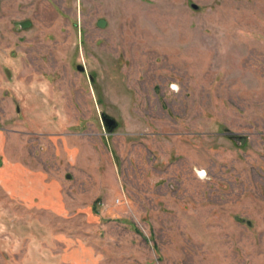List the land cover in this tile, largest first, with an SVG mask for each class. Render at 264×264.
<instances>
[{
    "label": "rangeland",
    "instance_id": "1",
    "mask_svg": "<svg viewBox=\"0 0 264 264\" xmlns=\"http://www.w3.org/2000/svg\"><path fill=\"white\" fill-rule=\"evenodd\" d=\"M0 264H264V0H0Z\"/></svg>",
    "mask_w": 264,
    "mask_h": 264
},
{
    "label": "water",
    "instance_id": "2",
    "mask_svg": "<svg viewBox=\"0 0 264 264\" xmlns=\"http://www.w3.org/2000/svg\"><path fill=\"white\" fill-rule=\"evenodd\" d=\"M193 5H194L195 8H198V5H196V4H193ZM29 25H30L29 21L22 22V26L23 27H26V26H29ZM102 119L106 123L109 131H112L118 125L117 121L113 117L108 115V114H103L102 115ZM237 219L240 220V221H245V218H242V217H239V216L237 217ZM248 222L251 223V221H248Z\"/></svg>",
    "mask_w": 264,
    "mask_h": 264
},
{
    "label": "flooded vegetation",
    "instance_id": "3",
    "mask_svg": "<svg viewBox=\"0 0 264 264\" xmlns=\"http://www.w3.org/2000/svg\"><path fill=\"white\" fill-rule=\"evenodd\" d=\"M22 22H24V21H21V22H19V24H18V25L22 26ZM22 27H23V26H22ZM23 28H25V27H23Z\"/></svg>",
    "mask_w": 264,
    "mask_h": 264
},
{
    "label": "bare ground",
    "instance_id": "4",
    "mask_svg": "<svg viewBox=\"0 0 264 264\" xmlns=\"http://www.w3.org/2000/svg\"><path fill=\"white\" fill-rule=\"evenodd\" d=\"M141 17H142V16H141ZM141 19H143V17H142Z\"/></svg>",
    "mask_w": 264,
    "mask_h": 264
}]
</instances>
